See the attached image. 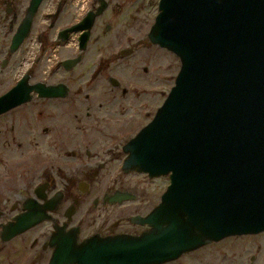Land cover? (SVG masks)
I'll return each instance as SVG.
<instances>
[{
  "label": "flooded vegetation",
  "instance_id": "af4514ba",
  "mask_svg": "<svg viewBox=\"0 0 264 264\" xmlns=\"http://www.w3.org/2000/svg\"><path fill=\"white\" fill-rule=\"evenodd\" d=\"M138 1L41 0L30 14L34 0H0V67L13 60L22 67L14 85L25 78L31 86L28 101L0 117L25 111L29 136L39 132L54 150L44 154H58L47 156L38 183L14 182L16 162L8 159L2 167L0 156V264H51L56 251L74 252L93 238L151 229L144 219L164 191L146 201L137 193L138 182L123 178L164 177V190L169 178L125 170L123 147L152 119L162 104V83L175 80L177 71L163 75L160 62L134 58L138 47L157 57L161 51L176 56L148 38L153 22L143 35L116 24L122 16L127 24L137 20ZM27 19V33L11 49ZM113 30L117 38L104 42ZM171 65L172 59L164 67ZM0 133L7 152L18 141L17 129L12 123ZM113 165L108 182H97ZM160 264H264V231L229 235Z\"/></svg>",
  "mask_w": 264,
  "mask_h": 264
},
{
  "label": "water",
  "instance_id": "95a60500",
  "mask_svg": "<svg viewBox=\"0 0 264 264\" xmlns=\"http://www.w3.org/2000/svg\"><path fill=\"white\" fill-rule=\"evenodd\" d=\"M148 38L180 62L152 119L123 147L125 170L169 178L144 219L151 229L93 238L51 264H160L264 231V0H159ZM29 87L23 78L1 95L0 114L27 102Z\"/></svg>",
  "mask_w": 264,
  "mask_h": 264
},
{
  "label": "rangeland",
  "instance_id": "374dc122",
  "mask_svg": "<svg viewBox=\"0 0 264 264\" xmlns=\"http://www.w3.org/2000/svg\"><path fill=\"white\" fill-rule=\"evenodd\" d=\"M158 1L159 0H140L138 1L140 4L141 9L139 10V13L136 15L137 20L131 21L129 24L124 22V17H118V19L115 21L117 25H123L126 27V25L129 27V29L125 31H135L138 32L141 30V35L148 32V29L152 22H154V18L156 14L158 13ZM131 8V7H129ZM131 9H128L129 15L131 14ZM125 29V28H124ZM1 32V29H0ZM115 30L108 33L103 37L104 42H110V40L114 41L117 37L115 35ZM149 52V56H146ZM158 57L155 55V52H152L151 50L147 51L144 48L138 47L134 54V58H139L140 56L146 57V63L149 64L150 60L153 59L154 61L160 62L163 66V75L172 73L173 76L176 74V71L178 73L180 68V62L177 58V60H174V57L176 56H165V53L161 51V53H157ZM155 55V57H154ZM172 59V65L171 69H165V65L169 64V62ZM22 67L18 68L15 65V62L11 60L10 64L8 66L1 68L0 67V94L4 93L6 90H8L10 87L14 85V82L19 77L20 70ZM174 84V78L173 80H170L168 82L162 83V89L163 94L161 97V101L165 99L167 93L170 90V86L172 87ZM17 113V111H15ZM11 113L8 115H2L0 117V130H5L7 126L12 125L14 123V126L17 129L18 133V141L17 143H11L9 146V149L4 150L2 146L7 145L6 143H3L4 138L1 136L3 133H0V149L3 153H0L1 155V166L4 167V163H6V160L11 159V161H15L16 165L14 167L13 172L15 173L13 181L16 183H38L41 180L42 170L45 166V159L47 156H50L51 158H57L58 154H44L47 151H54L53 149L49 148L48 145L45 143L44 139L45 137H42L41 135H38L39 132H34L30 134L29 136V124L27 116L24 117L22 115H26V112L23 111L22 114L17 113ZM37 127H40V125L35 124L34 129H37ZM9 128V127H8ZM22 132L24 133L22 135ZM37 134V135H36ZM20 136V137H19ZM8 146V145H7ZM28 150H33L35 154H26ZM6 154H4L5 152ZM65 160V159H64ZM118 163V160H116L115 165ZM115 169V166L109 170L103 171L101 175L97 178V182L100 184H105L108 182V177L113 173ZM50 173L54 172L52 170L49 171ZM125 182H128V184H134L138 182L137 185V193L141 197V199H145L146 201H149L151 199H158L160 196V193L164 191L165 185H166V179L164 177L156 178V179H147L144 177V175L141 174H129L123 178Z\"/></svg>",
  "mask_w": 264,
  "mask_h": 264
}]
</instances>
